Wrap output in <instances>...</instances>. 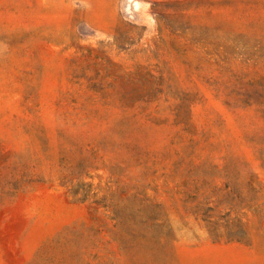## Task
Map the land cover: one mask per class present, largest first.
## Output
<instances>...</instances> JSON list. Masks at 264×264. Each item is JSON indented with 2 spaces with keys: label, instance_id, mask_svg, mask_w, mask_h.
Listing matches in <instances>:
<instances>
[{
  "label": "rangeland",
  "instance_id": "1",
  "mask_svg": "<svg viewBox=\"0 0 264 264\" xmlns=\"http://www.w3.org/2000/svg\"><path fill=\"white\" fill-rule=\"evenodd\" d=\"M0 264H264V0H0Z\"/></svg>",
  "mask_w": 264,
  "mask_h": 264
}]
</instances>
